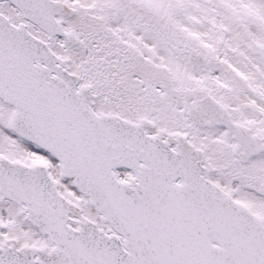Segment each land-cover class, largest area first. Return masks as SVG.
<instances>
[{
	"label": "snow or ice",
	"instance_id": "obj_1",
	"mask_svg": "<svg viewBox=\"0 0 264 264\" xmlns=\"http://www.w3.org/2000/svg\"><path fill=\"white\" fill-rule=\"evenodd\" d=\"M0 264H264V0H0Z\"/></svg>",
	"mask_w": 264,
	"mask_h": 264
}]
</instances>
